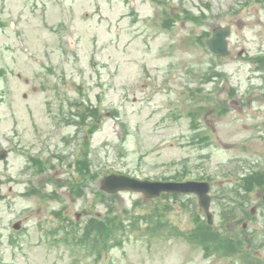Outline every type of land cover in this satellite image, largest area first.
<instances>
[{
	"label": "rangeland",
	"instance_id": "374dc122",
	"mask_svg": "<svg viewBox=\"0 0 264 264\" xmlns=\"http://www.w3.org/2000/svg\"><path fill=\"white\" fill-rule=\"evenodd\" d=\"M1 151L0 264H264V0H0ZM111 172L212 181L213 225Z\"/></svg>",
	"mask_w": 264,
	"mask_h": 264
},
{
	"label": "water",
	"instance_id": "95a60500",
	"mask_svg": "<svg viewBox=\"0 0 264 264\" xmlns=\"http://www.w3.org/2000/svg\"><path fill=\"white\" fill-rule=\"evenodd\" d=\"M230 27H218L214 31L213 37L208 41L209 49L216 55H229L227 37L230 35ZM6 157L3 152L1 159ZM101 189L109 194H115L120 191H132L143 193L148 198L160 197L163 193L170 194H195L199 199L200 205L205 210L208 221L213 223V214L211 213V185L208 182H153L149 180H139L120 174H110L103 178ZM20 228V223L15 225V229Z\"/></svg>",
	"mask_w": 264,
	"mask_h": 264
},
{
	"label": "trees",
	"instance_id": "16d2710c",
	"mask_svg": "<svg viewBox=\"0 0 264 264\" xmlns=\"http://www.w3.org/2000/svg\"><path fill=\"white\" fill-rule=\"evenodd\" d=\"M77 117H81V116H76V118ZM92 130V129H91ZM90 130V131H91ZM83 173H90V171H87V172H85L84 170H83ZM91 174V173H90ZM254 175H256V177H255V180H256V182L258 183V185L259 186H264V175H262V174H260V173H254L252 176H254ZM251 176V177H252ZM187 178V176L186 175H182V173H180L179 172V174H177L175 177L173 176V177H167L165 180H176V181H182V180H184V179H186ZM244 178V181L246 180V179H249L250 177H243ZM202 179H204V178H202ZM98 196H107V195H105L104 193H102V192H99L98 193ZM113 198V197H112ZM111 209H112V211H113V207H111ZM114 223H120V222H125V220H123V219H121V218H119V219H116V220H114L113 221ZM99 223V222H98ZM100 225H102L101 223H99ZM90 225H91V227L90 228H88V229H92V228H94V226H95V223H93V222H90ZM200 228H204V227H202V226H199ZM93 230H98V231H101V230H103L102 228H96V229H93ZM201 234H202V232H201ZM84 236H86L85 234H84ZM113 237H115V235H113ZM105 238H107V237H105ZM206 239H209V237L207 236V238H206V235L205 236H201V235H199L197 238H196V240L201 244V246H204L205 247V249H207L208 251H212L211 249H210V247L208 246V244L206 243ZM221 243L224 245V243H225V248L226 249H228L227 251H230V252H233L234 251V253L237 251V247H236V245H234L233 247H232V242L231 241H228V240H225V239H222L221 240ZM88 244L86 243V246H87ZM94 246V245H93ZM228 247V248H227ZM226 253H228V252H226ZM238 253V252H237ZM219 254H222V253H219Z\"/></svg>",
	"mask_w": 264,
	"mask_h": 264
}]
</instances>
